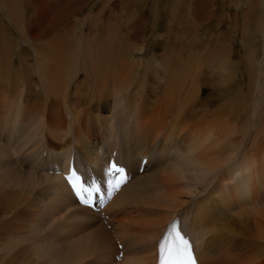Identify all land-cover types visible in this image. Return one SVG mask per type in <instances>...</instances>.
<instances>
[{
	"label": "bare ground",
	"instance_id": "6f19581e",
	"mask_svg": "<svg viewBox=\"0 0 264 264\" xmlns=\"http://www.w3.org/2000/svg\"><path fill=\"white\" fill-rule=\"evenodd\" d=\"M93 1L0 0V261L155 264L179 216L198 264H264V0ZM72 151L109 230L62 179Z\"/></svg>",
	"mask_w": 264,
	"mask_h": 264
},
{
	"label": "snow or ice",
	"instance_id": "6c2138e0",
	"mask_svg": "<svg viewBox=\"0 0 264 264\" xmlns=\"http://www.w3.org/2000/svg\"><path fill=\"white\" fill-rule=\"evenodd\" d=\"M67 179L80 202L86 203L89 186L80 183V177L75 171H72L71 176ZM156 248L157 264H197L193 243L187 233L178 226L177 220L169 223L164 235L157 240Z\"/></svg>",
	"mask_w": 264,
	"mask_h": 264
},
{
	"label": "rangeland",
	"instance_id": "374dc122",
	"mask_svg": "<svg viewBox=\"0 0 264 264\" xmlns=\"http://www.w3.org/2000/svg\"><path fill=\"white\" fill-rule=\"evenodd\" d=\"M52 1V2H51ZM95 1V0H94ZM93 1V2H94ZM49 2H51V3H54V4H56V5H58V0H49ZM99 3V0L98 1H96V3L95 4H98ZM94 4V5H95ZM91 4H89L87 7H82L81 5H80V7H77L76 8V10L74 11H72V13H70V15H69V17L71 18V19H78L79 21H81V20H83L84 18H86V16H87V13H88V11H89V8L91 7V6H93V5H91ZM59 7H62L61 5L59 6ZM87 8V9H86ZM145 14V13H144ZM144 14H142L143 16H144ZM72 15H73V17H72ZM135 15H137V14H135ZM149 15V14H148ZM147 15V16H148ZM142 16V17H143ZM147 16H145L146 18H147ZM128 17H126V18H124L125 20L127 19ZM137 18V17H136ZM145 18V19H146ZM135 19V18H134ZM137 19H135L134 21H136ZM127 21V20H126ZM159 26V25H158ZM147 36H149V32L147 33ZM238 48H237V47ZM240 44L238 43H235V50H236V52H239L240 51ZM159 51V50H158ZM257 57V56H256ZM258 57H260V54H258ZM259 60V59H258ZM212 64H210L209 65V67L211 66ZM262 66V64L261 65H258L257 67L258 68H260ZM208 67V68H209ZM207 68V69H208ZM152 76V79H154L153 78V74H150V77ZM157 81V80H156ZM206 90L204 91V93H203V96H209L210 95V92H211V88L210 87H206L205 88ZM241 89H244V94L242 93V91H241ZM251 92V91H250ZM234 96H235V99H236V102H240V103H243V105H244V107H245V109L242 111L243 113H247V107H248V101H247V99H249V96H250V93L246 90V87H244V85L239 81V78H238V75H237V79L235 80V88H234ZM202 96V97H203ZM245 99V100H244ZM241 105V104H240ZM11 158L12 159H15V156L13 155V154H11ZM45 158H46V156L45 157H42L41 156V158H40V163L41 164H43V162L45 161ZM66 212H68V209L66 210ZM93 230V228H91L90 229V231L89 232H91ZM88 232V231H87ZM84 233V234H88V233ZM47 232L45 231L44 233H43V235H45ZM84 234H81V235H79L78 237H77V239L79 240V239H83V236H84ZM85 262H83V263H81V264H85L87 261H97V258H96V256L95 257H93V258H89V259H86V260H84ZM0 264H23V261H0Z\"/></svg>",
	"mask_w": 264,
	"mask_h": 264
}]
</instances>
